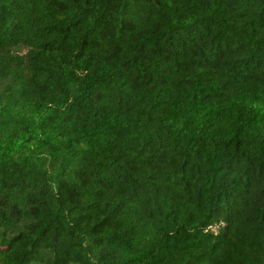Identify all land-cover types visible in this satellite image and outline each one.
<instances>
[{"label": "trees", "instance_id": "trees-1", "mask_svg": "<svg viewBox=\"0 0 264 264\" xmlns=\"http://www.w3.org/2000/svg\"><path fill=\"white\" fill-rule=\"evenodd\" d=\"M0 264H264V0H0Z\"/></svg>", "mask_w": 264, "mask_h": 264}]
</instances>
